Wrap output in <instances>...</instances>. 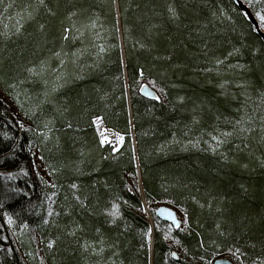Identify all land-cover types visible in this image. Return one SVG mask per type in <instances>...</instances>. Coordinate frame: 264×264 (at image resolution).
Instances as JSON below:
<instances>
[{
  "label": "trees",
  "instance_id": "trees-1",
  "mask_svg": "<svg viewBox=\"0 0 264 264\" xmlns=\"http://www.w3.org/2000/svg\"><path fill=\"white\" fill-rule=\"evenodd\" d=\"M0 88V264H264V40L234 0H0Z\"/></svg>",
  "mask_w": 264,
  "mask_h": 264
},
{
  "label": "water",
  "instance_id": "water-1",
  "mask_svg": "<svg viewBox=\"0 0 264 264\" xmlns=\"http://www.w3.org/2000/svg\"><path fill=\"white\" fill-rule=\"evenodd\" d=\"M234 2L237 4V6L240 8V10L246 14L249 21L254 25L258 34L264 40V31L259 26V23H258L255 15L251 11V9L245 4V2L243 0H234ZM140 92L143 96H145L149 99L157 100V97H159L157 92L155 90H153L151 88V86H149L148 84L142 85ZM105 129L106 128H104V130ZM120 136L123 137V139H122V141H123L124 135H120ZM154 213L157 216V218L170 223L175 228H179L181 226V220L179 218L177 211L174 208H171L168 206H159L154 210ZM147 214H148V217L150 218V220L152 221V216L149 213V211ZM177 221L179 222V227L176 226ZM171 255H172L173 259H175V260L179 259V255H178V252L176 250H173ZM213 264H235V263L231 259L217 258L213 261Z\"/></svg>",
  "mask_w": 264,
  "mask_h": 264
},
{
  "label": "rangeland",
  "instance_id": "rangeland-1",
  "mask_svg": "<svg viewBox=\"0 0 264 264\" xmlns=\"http://www.w3.org/2000/svg\"><path fill=\"white\" fill-rule=\"evenodd\" d=\"M16 1H20V0H16ZM6 7L9 6V4H5ZM5 30V31H4ZM4 36H10L12 35L11 32L8 31V27H5L4 28ZM0 95L6 100L8 101L5 96H4V92L3 90L0 88ZM100 121V120H99ZM104 128V126L101 128V130ZM109 131H113L111 129H108ZM114 133H116V131H113ZM100 134H101V131H100ZM117 134H120L117 132ZM102 137V135H101ZM107 144H110L114 147V144L113 142H108ZM31 152H32V155L34 157V164H35V167H36V170H37V173L39 175V177H41L45 182H51V177H50V174L44 164V161L40 155V151L39 149L36 147V146H33L31 148ZM146 203V202H145ZM153 208L156 209L157 207L159 206H168V207H171V208H174L177 212L181 213V210L176 207L173 203L169 202V201H166V200H157L155 201L153 204H152ZM148 209H147V206H146V214L148 213ZM179 218L181 220V226H182V222L187 221L186 217H185V220H184V217H183V214L181 213V215H179ZM180 226V227H181ZM179 227V228H180ZM36 257V252L35 254L33 255ZM217 258H227V259H231L233 261V255L230 254V252H226V251H223V252H216V254L214 255V260L217 259Z\"/></svg>",
  "mask_w": 264,
  "mask_h": 264
},
{
  "label": "bare ground",
  "instance_id": "bare-ground-1",
  "mask_svg": "<svg viewBox=\"0 0 264 264\" xmlns=\"http://www.w3.org/2000/svg\"><path fill=\"white\" fill-rule=\"evenodd\" d=\"M244 1V0H243ZM246 4V3H245ZM247 5V4H246ZM248 6V5H247ZM249 7V6H248ZM252 11V10H251ZM254 14V13H253ZM255 15V14H254ZM256 17V16H255ZM256 19H257V17H256ZM257 21H258V19H257ZM258 23H259V21H258ZM259 26H260V24H259ZM261 27V26H260ZM144 85V84H143ZM149 85V84H148ZM150 86V85H149ZM142 87V86H141ZM152 88V87H151ZM141 89V88H140ZM153 89V88H152ZM153 90H155V89H153ZM156 91V90H155ZM157 92V91H156ZM158 94V93H157ZM158 96H159V94H158ZM159 98H160V96H159ZM158 100V99H157ZM104 128H106L105 130H104ZM104 128L101 130V134H100V139H101V142L103 143V144H107L108 142H113V144H114V149H119L122 145H123V143H124V140H125V136H124V140L122 141V139H121V136L120 135H123V134H117V132L116 133H114L113 131H109L108 129V127H106V126H104ZM112 130V129H111ZM101 135H102V137H101ZM133 135H134V133H133ZM105 137L107 138V139H105ZM34 158V157H33ZM36 168V167H35ZM147 216H148V214H147ZM149 218V217H148ZM150 219V218H149Z\"/></svg>",
  "mask_w": 264,
  "mask_h": 264
},
{
  "label": "snow or ice",
  "instance_id": "snow-or-ice-1",
  "mask_svg": "<svg viewBox=\"0 0 264 264\" xmlns=\"http://www.w3.org/2000/svg\"><path fill=\"white\" fill-rule=\"evenodd\" d=\"M41 2H42V0H41ZM258 15L260 16V19L261 20H264V14H259L258 13ZM157 99H159V97H157ZM105 139H107L106 137H105ZM121 139H123V137H121ZM73 187H75V185H73ZM175 218V217H174ZM176 226L177 227H179V222L177 221V223H176Z\"/></svg>",
  "mask_w": 264,
  "mask_h": 264
}]
</instances>
